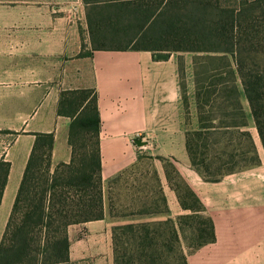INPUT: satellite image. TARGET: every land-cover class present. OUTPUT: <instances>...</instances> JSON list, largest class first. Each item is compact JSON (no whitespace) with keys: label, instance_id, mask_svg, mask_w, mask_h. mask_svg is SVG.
Returning a JSON list of instances; mask_svg holds the SVG:
<instances>
[{"label":"trees","instance_id":"16d2710c","mask_svg":"<svg viewBox=\"0 0 264 264\" xmlns=\"http://www.w3.org/2000/svg\"><path fill=\"white\" fill-rule=\"evenodd\" d=\"M83 1L88 7L93 49L146 50L157 60H166L173 52L195 54L198 127L187 129L186 147L192 166L205 181L216 182L260 164L242 98L248 101L264 150V1L234 5L220 0ZM110 35L131 40L128 44L107 43ZM87 54L81 50L79 55ZM184 73L181 58L179 75L190 125ZM58 113L71 119V160L53 167L54 135L36 134L0 241V264H72L69 226L105 217L97 92L63 91ZM139 163L114 177L109 188ZM9 171L10 162L0 157V203ZM165 171L181 206L190 213L175 219L114 226V264H188L183 241L188 251H193L215 240L213 220L205 214L200 198L172 162H166ZM154 179V209L117 214L111 197L110 215L168 213L156 170Z\"/></svg>","mask_w":264,"mask_h":264},{"label":"crops","instance_id":"0c3cea01","mask_svg":"<svg viewBox=\"0 0 264 264\" xmlns=\"http://www.w3.org/2000/svg\"><path fill=\"white\" fill-rule=\"evenodd\" d=\"M83 0L0 1V157L10 171L0 203V234L5 230L37 133H52V165L68 163L71 119L59 115L65 90L94 89L101 118V176L105 217L69 226L70 260L114 264L112 228L135 222L175 219L189 214L169 185L165 164L172 162L213 220L215 240L188 251V264H264V150L245 96L249 130L261 162L205 181L191 164L188 128L196 129L193 57L173 52L157 60L151 51L93 49ZM88 52L80 56V52ZM194 117L187 125L179 75ZM147 154L161 181L168 213L146 217L110 215L109 182Z\"/></svg>","mask_w":264,"mask_h":264},{"label":"rangeland","instance_id":"374dc122","mask_svg":"<svg viewBox=\"0 0 264 264\" xmlns=\"http://www.w3.org/2000/svg\"><path fill=\"white\" fill-rule=\"evenodd\" d=\"M0 1H15V0H0ZM33 1V0H26ZM226 5H234L239 1H248L253 2L255 0H220ZM259 1V0H257ZM264 1V0H262ZM131 40L130 37L123 38L122 37H114L110 35V40H107V43H117L116 41H122L121 43L128 44V41ZM130 44V42H129ZM185 57L192 59L195 56L192 52H184ZM159 55V54H158ZM188 117L193 119L194 117V107L190 109V103L188 102ZM191 121V120H190ZM155 177V168L153 166V160L149 158V155L143 154L141 161L137 168L133 171L125 172L123 176L112 185V188H109V192L107 193V204L109 205L110 198L112 197L115 212L117 214H129L131 212H143L146 210L154 209V200H153V192L151 189H157V181L154 179ZM150 190V191H149ZM151 195L152 198L147 200L146 195ZM132 217H146L145 214H136ZM4 232V231H3ZM2 234H0V241L2 238ZM186 243L183 241V245ZM72 264H92L87 262H72Z\"/></svg>","mask_w":264,"mask_h":264}]
</instances>
